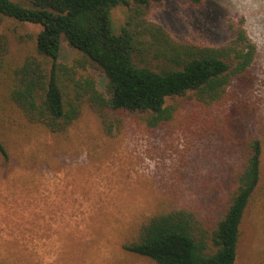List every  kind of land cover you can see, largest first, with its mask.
I'll return each mask as SVG.
<instances>
[{
    "label": "rangeland",
    "instance_id": "1",
    "mask_svg": "<svg viewBox=\"0 0 264 264\" xmlns=\"http://www.w3.org/2000/svg\"><path fill=\"white\" fill-rule=\"evenodd\" d=\"M129 6L111 9L117 32ZM180 42L220 47L242 20L257 54L246 76L232 81L225 98L204 105L168 99L174 118L148 127L143 114H111L107 134L101 114L82 104L63 134L30 121L6 96L14 68L37 55V24L0 16V264H157L122 247L144 215L166 208L192 210L208 227L225 208L245 143L261 141L258 185L240 225L236 264H264V0H163L147 16ZM77 49L61 42L59 59ZM89 73L99 90L105 75Z\"/></svg>",
    "mask_w": 264,
    "mask_h": 264
},
{
    "label": "trees",
    "instance_id": "2",
    "mask_svg": "<svg viewBox=\"0 0 264 264\" xmlns=\"http://www.w3.org/2000/svg\"><path fill=\"white\" fill-rule=\"evenodd\" d=\"M195 4L202 0H189ZM163 0H0V16L37 24L35 55L12 71L6 96L30 121L54 135L63 134L87 104L101 114L107 134L118 126L110 113L143 114L148 127L174 118L168 99L186 97L213 105L225 98L238 76H246L257 46L242 20L230 23L233 37L220 47L173 39L146 16ZM129 6L119 31L111 9ZM77 49L71 63L60 61L61 42ZM1 67V64H0ZM89 67L101 71L106 89L99 90ZM262 146L245 143L234 172L222 216L206 226L190 209L164 208L141 217L122 247L157 264H236L240 225L260 179ZM0 156L9 161L0 138Z\"/></svg>",
    "mask_w": 264,
    "mask_h": 264
}]
</instances>
